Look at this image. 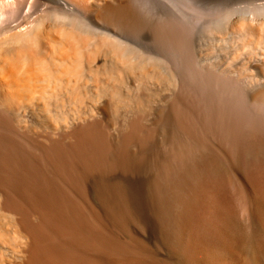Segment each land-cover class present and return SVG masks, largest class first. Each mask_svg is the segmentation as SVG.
Returning <instances> with one entry per match:
<instances>
[{
  "label": "bare ground",
  "instance_id": "bare-ground-1",
  "mask_svg": "<svg viewBox=\"0 0 264 264\" xmlns=\"http://www.w3.org/2000/svg\"><path fill=\"white\" fill-rule=\"evenodd\" d=\"M233 183L264 195V3L0 0V264H264Z\"/></svg>",
  "mask_w": 264,
  "mask_h": 264
},
{
  "label": "rangeland",
  "instance_id": "rangeland-1",
  "mask_svg": "<svg viewBox=\"0 0 264 264\" xmlns=\"http://www.w3.org/2000/svg\"><path fill=\"white\" fill-rule=\"evenodd\" d=\"M258 2V3H264V0H237V4L239 6L241 5H246L250 4L252 2ZM234 148V145H233ZM234 182V181H233ZM248 186H250V183L247 180H244ZM231 185L232 183H227L226 185ZM211 194V191L209 192ZM211 197L209 196V199ZM264 204V195H249V196H244L243 192L237 193L234 191V183H233V211L235 214H237L242 220L244 219L245 216H248L250 214V211L257 210L258 213H260L259 205ZM145 215L139 216V213L137 214L138 216L135 217H128L125 215L126 219L119 221V223H115L111 221L110 219L106 220L107 223V230L109 233L120 240H129L130 242H135L136 244H139L137 242V239L135 236L138 234L139 235V240L143 239V243L148 246L150 245V236H151V225H150V214L149 211H146L144 213ZM4 218V219H3ZM3 220V221H2ZM3 223V226L0 227L2 230H0V235L3 234H11L12 233V222L10 220V217L6 213H0V225ZM246 225H248V221H244ZM263 223H264V216H263ZM123 224V225H122ZM137 232V234H135ZM250 232V231H248ZM221 238V235H220ZM240 241L246 242H261L260 241V236H257L256 234L252 233H246L243 237L239 239ZM251 240V241H249ZM7 260V259H6Z\"/></svg>",
  "mask_w": 264,
  "mask_h": 264
}]
</instances>
